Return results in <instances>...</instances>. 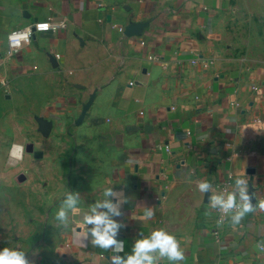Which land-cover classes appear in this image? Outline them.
Here are the masks:
<instances>
[{
  "label": "crops",
  "instance_id": "1",
  "mask_svg": "<svg viewBox=\"0 0 264 264\" xmlns=\"http://www.w3.org/2000/svg\"><path fill=\"white\" fill-rule=\"evenodd\" d=\"M49 18L66 27L8 53L11 31ZM128 26L139 34L124 38ZM0 125L4 148L43 153L0 155V194L46 212L40 236L0 230V248L25 251L29 264H108L110 249L55 220L68 191L87 211L106 187L125 196L126 251L140 232L164 229L180 264H264V209L229 218L218 241L210 193L197 187L208 180L217 194L229 182L230 192L245 174L253 205L264 200V0H0ZM60 133L76 144L71 170L44 172L65 160L46 155ZM33 159L38 171L14 188V167ZM146 207L154 215L140 220Z\"/></svg>",
  "mask_w": 264,
  "mask_h": 264
},
{
  "label": "clouds",
  "instance_id": "2",
  "mask_svg": "<svg viewBox=\"0 0 264 264\" xmlns=\"http://www.w3.org/2000/svg\"><path fill=\"white\" fill-rule=\"evenodd\" d=\"M23 146L13 144L10 157L21 159ZM230 192L213 194L212 184L208 180H200L197 187L200 193H210L208 202L212 208H218L223 213H231L232 226L240 224L242 218L254 210V207L264 209V200L255 206L252 199L255 193L249 192V178L236 176ZM125 202L122 191L106 187L101 198L89 204L88 210L81 209L79 193L68 191L60 201L55 220L64 226L72 224L77 237L89 240L90 243L103 250H111L108 264H160L167 260L168 264H180L185 259V253L177 238L164 229H155L145 235L140 232L133 239L130 251L125 250V241L119 239L121 230L126 227L118 217L123 215L121 206ZM154 213L151 207H146L140 220L151 219ZM91 225V227H89ZM264 247V245H261ZM0 264H29L26 252L17 248H0Z\"/></svg>",
  "mask_w": 264,
  "mask_h": 264
},
{
  "label": "rangeland",
  "instance_id": "3",
  "mask_svg": "<svg viewBox=\"0 0 264 264\" xmlns=\"http://www.w3.org/2000/svg\"><path fill=\"white\" fill-rule=\"evenodd\" d=\"M5 134L6 133L4 132V127L0 125V155H4V151L10 150L9 148L3 147ZM58 140V142H49V147H47L46 149V155L52 157L59 156L64 158L65 160L64 162L59 163L48 162L43 169L44 172H52L58 169H60L62 172L71 170L70 161H72V159L76 155L75 141L72 139V137H70L69 133H60ZM23 149L24 150L22 155L33 156L32 151H27V149L25 148ZM32 161V164H17L16 167H14V171H16L18 175V177L16 178L17 180L12 181L14 188L17 189L18 187L26 186L28 184V181L26 179L34 177V174H36V172L38 171L36 170L35 166V163L37 161H35V159H33ZM1 172H3V170H0V174ZM0 182L5 183L3 187L0 184V187H8L6 186V180H0ZM6 189L9 190V188ZM26 198L30 199L31 197H26L25 195L18 194V192L13 196L0 194V224H2L0 230L4 235H6L8 231L11 232L14 237L17 236L19 238L25 237L26 235L30 234V232L35 234L38 233L37 236H40L42 234V228L38 223L39 221L46 219V212L44 210L43 212H37L34 210L28 211L26 208H29V206L24 205L26 204ZM29 220L32 221L29 222ZM21 223L22 227L19 226Z\"/></svg>",
  "mask_w": 264,
  "mask_h": 264
},
{
  "label": "built area",
  "instance_id": "4",
  "mask_svg": "<svg viewBox=\"0 0 264 264\" xmlns=\"http://www.w3.org/2000/svg\"><path fill=\"white\" fill-rule=\"evenodd\" d=\"M66 27V22L64 20L55 21L52 18H49L43 22H38L34 24H29L24 27L14 29L10 32L8 36V53L10 55H16L22 51V49L27 45L37 33H44L48 31H57L64 29ZM125 30L120 29V32L124 35V38H129L125 34ZM133 37V36H132ZM56 59H60V55L55 56ZM133 85V83H130ZM254 91H258V87H254ZM232 178V176H230ZM230 183H225L221 188V192H229ZM215 227L213 228V235L219 241L222 235V227L227 224L231 213H223L219 211L218 208H215Z\"/></svg>",
  "mask_w": 264,
  "mask_h": 264
},
{
  "label": "water",
  "instance_id": "5",
  "mask_svg": "<svg viewBox=\"0 0 264 264\" xmlns=\"http://www.w3.org/2000/svg\"><path fill=\"white\" fill-rule=\"evenodd\" d=\"M131 29H132V26H128V27L126 28L125 34H126L127 36H131V37H132V36H136V35L139 34L138 31H137V32H132ZM30 151L33 152L34 157H36V158H42V157H43V153H42V152L34 151L32 148L30 149Z\"/></svg>",
  "mask_w": 264,
  "mask_h": 264
}]
</instances>
